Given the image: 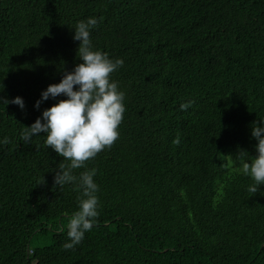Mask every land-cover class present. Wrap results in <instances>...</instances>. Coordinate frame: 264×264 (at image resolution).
<instances>
[{
  "label": "trees",
  "instance_id": "1",
  "mask_svg": "<svg viewBox=\"0 0 264 264\" xmlns=\"http://www.w3.org/2000/svg\"><path fill=\"white\" fill-rule=\"evenodd\" d=\"M102 17L95 50L124 65L119 138L86 162L100 215L72 250L80 189L61 190L35 107L82 61L74 26ZM0 264H264V186L240 171L264 119V0H0ZM193 101L186 111L182 103ZM179 140V143L176 141ZM250 162V161H249Z\"/></svg>",
  "mask_w": 264,
  "mask_h": 264
},
{
  "label": "clouds",
  "instance_id": "2",
  "mask_svg": "<svg viewBox=\"0 0 264 264\" xmlns=\"http://www.w3.org/2000/svg\"><path fill=\"white\" fill-rule=\"evenodd\" d=\"M102 20V17H88L75 24L73 39L79 41L77 56L82 62L70 72L64 70L59 83L50 84L43 90L35 107L39 109L50 98L56 100L64 96L66 99L43 110L42 115L20 133V140L26 144L31 143L33 137L44 134L45 146L63 157L55 173L54 184L60 190L73 184L81 191L78 209L68 221V240L62 245L65 250L79 245L85 234L92 231L100 215L96 169H87L79 176L74 174V170L85 168L87 161L115 143L126 111V93L112 79V74L123 67L124 60L112 59L107 53L95 50L91 39L92 30ZM192 103H182L180 109L186 111ZM0 104H15L22 110L25 107L23 98L19 96L11 100L0 96ZM252 125H255L251 127V137L257 141L254 145L256 155L249 157L247 151L241 150L239 159L242 163L240 171L253 181L247 190L256 193L264 186V119ZM9 142L7 136L0 139V145ZM176 142L179 143V140Z\"/></svg>",
  "mask_w": 264,
  "mask_h": 264
}]
</instances>
